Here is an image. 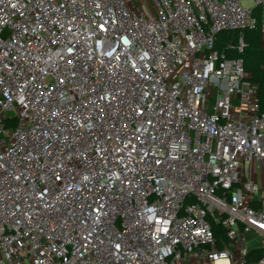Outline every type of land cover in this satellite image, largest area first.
Returning <instances> with one entry per match:
<instances>
[{
	"label": "built area",
	"instance_id": "obj_1",
	"mask_svg": "<svg viewBox=\"0 0 264 264\" xmlns=\"http://www.w3.org/2000/svg\"><path fill=\"white\" fill-rule=\"evenodd\" d=\"M248 1L0 0V264H264Z\"/></svg>",
	"mask_w": 264,
	"mask_h": 264
},
{
	"label": "trees",
	"instance_id": "obj_2",
	"mask_svg": "<svg viewBox=\"0 0 264 264\" xmlns=\"http://www.w3.org/2000/svg\"><path fill=\"white\" fill-rule=\"evenodd\" d=\"M259 18V24L256 28L246 29L243 35L246 42V47L243 52L237 53L236 51L228 50L231 44L238 42L241 36V31L222 32L217 40V49L226 50L229 55L240 56L244 60V65L247 73L251 74V82L258 88V95L261 105V110L264 111V40L261 29L260 11H256ZM212 225L216 241L220 250H224L230 244V239L227 236V231L221 223L213 221L209 217ZM261 250H253L249 256V261H254L261 255Z\"/></svg>",
	"mask_w": 264,
	"mask_h": 264
},
{
	"label": "rangeland",
	"instance_id": "obj_3",
	"mask_svg": "<svg viewBox=\"0 0 264 264\" xmlns=\"http://www.w3.org/2000/svg\"><path fill=\"white\" fill-rule=\"evenodd\" d=\"M244 2L246 4H249V1L248 0H244ZM137 6H141L140 4L136 3ZM248 71V70H247ZM248 78L250 79L251 77V74L248 72ZM251 80V79H250ZM260 181V180H259ZM259 244V241L258 239H252L250 240L249 242V246L252 247V246H255ZM210 262L207 260H204V256H201V257H198V256H194V257H190L189 259L186 260L185 264H209Z\"/></svg>",
	"mask_w": 264,
	"mask_h": 264
},
{
	"label": "bare ground",
	"instance_id": "obj_4",
	"mask_svg": "<svg viewBox=\"0 0 264 264\" xmlns=\"http://www.w3.org/2000/svg\"><path fill=\"white\" fill-rule=\"evenodd\" d=\"M226 262H227L226 259H220V260L217 261L218 264H224Z\"/></svg>",
	"mask_w": 264,
	"mask_h": 264
},
{
	"label": "crops",
	"instance_id": "obj_5",
	"mask_svg": "<svg viewBox=\"0 0 264 264\" xmlns=\"http://www.w3.org/2000/svg\"><path fill=\"white\" fill-rule=\"evenodd\" d=\"M263 40H264V33H263ZM205 260H207V259H205Z\"/></svg>",
	"mask_w": 264,
	"mask_h": 264
}]
</instances>
